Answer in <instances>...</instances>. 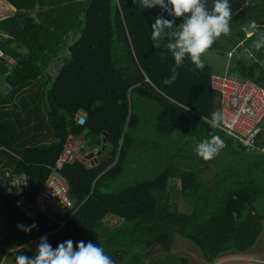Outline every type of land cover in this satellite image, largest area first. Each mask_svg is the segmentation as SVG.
I'll use <instances>...</instances> for the list:
<instances>
[{"label": "trees", "instance_id": "obj_1", "mask_svg": "<svg viewBox=\"0 0 264 264\" xmlns=\"http://www.w3.org/2000/svg\"><path fill=\"white\" fill-rule=\"evenodd\" d=\"M6 1L15 14L0 20L8 35L0 39L8 87L0 93V172L28 175L33 201L69 135L82 141L83 153H101L59 171L73 202L64 217L26 216L0 178V229L17 243L0 245V264L12 248V264L19 254L33 256L27 245L42 236L53 247L92 242L114 264H193L171 253L174 234L198 247L203 264L246 254L263 230L264 153L211 126L212 113L221 114L214 70L203 57L202 69L187 58L176 67L166 39L154 46L151 24L161 10L136 0ZM229 3L230 31L207 50L232 52L228 72L264 86V0ZM74 33L56 76L41 82ZM212 136L224 147L205 160L195 144ZM257 144L264 146V130ZM33 222L30 232L17 227Z\"/></svg>", "mask_w": 264, "mask_h": 264}, {"label": "clouds", "instance_id": "obj_2", "mask_svg": "<svg viewBox=\"0 0 264 264\" xmlns=\"http://www.w3.org/2000/svg\"><path fill=\"white\" fill-rule=\"evenodd\" d=\"M136 3L145 10L154 8L161 10V14L151 24V39L155 47H159L161 40H167L166 47L176 67L181 66L187 58L196 68L202 69L204 67L202 54L217 37L230 31L232 11L229 0H213L210 9L207 0H136ZM176 18H180L179 24L176 23ZM172 79H175V74ZM211 119V126L215 128L219 126L222 116L214 112ZM223 147V140L218 136H212L196 143L195 152L199 157L209 160ZM67 211L65 210L64 216ZM60 224L62 225L61 222ZM17 227L24 232H30L37 225L33 222L28 226L20 224ZM15 264H114V262L105 254L102 247L92 242L86 243L81 240L75 242L74 248V242L69 239L53 247L47 237L42 236L36 244L35 255L19 254L15 257Z\"/></svg>", "mask_w": 264, "mask_h": 264}, {"label": "built area", "instance_id": "obj_3", "mask_svg": "<svg viewBox=\"0 0 264 264\" xmlns=\"http://www.w3.org/2000/svg\"><path fill=\"white\" fill-rule=\"evenodd\" d=\"M211 87L220 94L222 120L218 128L228 136L234 138L249 152L262 151L257 138L264 130V86L250 78H240L236 75L216 73L211 76ZM77 122L85 123V115L79 113ZM82 141L69 135L65 141L63 151L51 166L44 185L33 201L27 199V192L31 187L30 177L24 173H14L3 170L8 181V192L15 196L14 206L26 216L42 213L52 216V209L60 207L70 210L73 202L69 196V187L59 171L66 165L81 160ZM65 211L59 216L63 217ZM63 225V222H61Z\"/></svg>", "mask_w": 264, "mask_h": 264}, {"label": "rangeland", "instance_id": "obj_4", "mask_svg": "<svg viewBox=\"0 0 264 264\" xmlns=\"http://www.w3.org/2000/svg\"><path fill=\"white\" fill-rule=\"evenodd\" d=\"M77 37L78 35L74 33L73 36L68 40L66 47H68V45L73 43L75 39H77ZM65 52L66 53L63 54L62 59L66 58L65 56L68 54V50H66ZM206 54L207 55H204L202 57L211 63L215 71L221 72L225 66V61H226L224 54L221 52H212V54L207 52ZM246 57L253 59V57L250 54H247ZM0 86H5V83L3 82V80H0ZM49 87H50V84H48L46 88L49 89ZM263 128H264V120H263ZM81 159L83 158L81 157ZM150 168L151 167L148 166V169ZM179 206H180L179 207L180 211L187 212L186 208L182 204H180ZM59 208L60 207H56V210H58ZM54 209L55 208H53L52 211ZM60 209L61 211H65L62 208ZM51 215H53V213H51ZM3 238H6L5 240L6 242L10 241V243L13 246H17V243H15L16 240L12 236L7 234V232L5 234L0 233V245L6 247V245L2 244ZM36 244L37 243L33 242L30 244V247H35L34 249H36ZM171 253L180 255L182 257H187L193 264H203L198 247L195 246L191 241L187 240L186 238L178 234H174L173 247H172ZM9 254H13V253H9ZM162 254H165V253L163 252L156 253L157 256L162 255ZM251 256H254V257H251ZM215 263L216 264H264V233L260 235V237L257 239L254 246H252V248H250L249 251L246 252V254L230 253V254L220 257ZM4 264H12V262L6 257L4 260Z\"/></svg>", "mask_w": 264, "mask_h": 264}, {"label": "crops", "instance_id": "obj_5", "mask_svg": "<svg viewBox=\"0 0 264 264\" xmlns=\"http://www.w3.org/2000/svg\"><path fill=\"white\" fill-rule=\"evenodd\" d=\"M15 14V8L13 7V6H11L6 0H0V20H3V19H6V18H9V17H11V16H13ZM8 38V35H7V33H5L4 31H2L1 29H0V39H7ZM71 45V44H70ZM70 45H68V47L70 46ZM68 47H66V49L64 50V52H63V54L64 53H66L65 51L66 50H68ZM210 53V54H212V52H216V51H209V50H207V51H205V53L204 54H202V56H204V55H207L206 53ZM63 54L61 55V57L59 58V59H54V60H52L51 62H50V66L48 67V69H47V71L43 74V76L41 77V82L42 81H45V80H48V77L50 76V77H55L56 76V74L58 73V71H59V69L61 68V66H62V64H63V62H64V60L65 59H62V57H63ZM224 54V57H225V66H224V68H223V70L220 72H217V71H215L214 69V73L213 74H216V73H219V74H223V73H225L226 72V70L228 71V69H229V64H230V62H231V58H232V52H228V53H223ZM65 57H67V55L65 56ZM253 57V56H252ZM205 59V58H204ZM63 60V61H62ZM206 60V59H205ZM207 61V60H206ZM208 62V61H207ZM210 65H211V63L210 62H208ZM212 66V65H211ZM212 68H213V66H212ZM212 74V75H213ZM230 74V73H229ZM211 75V76H212ZM230 75H236V76H238L236 73H234V74H230ZM239 77V76H238ZM241 78V77H240ZM0 80H2L1 78H0ZM210 83H211V78H210ZM215 91V90H214ZM8 92V87H7V85H5V86H0V93H2V94H6ZM218 93V92H217ZM91 153L92 152H88V153H84L83 155H82V158L83 159H81L85 164H87V165H89V164H91V162H92V158H94L95 159V156L93 157V155L91 156ZM101 153V152H100ZM94 154H97V152H95ZM98 155V154H97ZM0 178H4L5 180H6V182H7V184H8V181H7V178H6V176H5V172H3V170H2V172H0ZM10 194V193H9ZM14 198L16 199V197L14 196ZM14 204V203H13ZM15 207V206H14ZM16 208V207H15ZM61 212V209L59 208L58 210H56V207H55V209L53 210V215L55 216V215H57L58 213H60ZM59 215V214H58ZM54 216H52V217H54ZM0 233H6L3 229L1 230L0 229ZM264 233V220H263V230H262V234ZM4 237H6V236H4ZM6 240V238H3V243L2 244H4V245H10L11 243H10V241H8V242H6L5 241ZM31 243H33V242H31ZM31 243H29L28 245H27V247H28V249H30L32 252H33V254L35 255V251L34 250H36V249H34L35 247H30V244ZM34 243H37V242H34ZM33 246V245H32ZM14 251H15V249L14 248H12V249H8L7 250V259H9V260H11L12 259V257L14 256ZM9 253H13V254H9ZM250 256V255H249ZM251 257H254V256H251Z\"/></svg>", "mask_w": 264, "mask_h": 264}, {"label": "water", "instance_id": "obj_6", "mask_svg": "<svg viewBox=\"0 0 264 264\" xmlns=\"http://www.w3.org/2000/svg\"><path fill=\"white\" fill-rule=\"evenodd\" d=\"M105 147H106L105 144H103V146H102V150H104ZM93 154H94V153L92 152V153H91V156H92ZM97 154H100V152H97ZM214 264H215V263H214Z\"/></svg>", "mask_w": 264, "mask_h": 264}]
</instances>
